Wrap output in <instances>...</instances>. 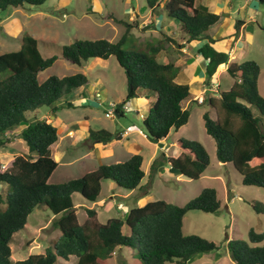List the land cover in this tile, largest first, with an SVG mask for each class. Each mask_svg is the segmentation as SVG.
Segmentation results:
<instances>
[{"label":"trees","instance_id":"trees-1","mask_svg":"<svg viewBox=\"0 0 264 264\" xmlns=\"http://www.w3.org/2000/svg\"><path fill=\"white\" fill-rule=\"evenodd\" d=\"M46 1L0 0V11L41 6ZM144 1L150 10L160 2ZM258 2L264 5V0ZM194 3L195 0H168L164 10L169 20L179 23L185 41H206L197 53L206 62L205 83L209 85L217 70L228 63L229 52L218 49L216 40L208 34L220 16ZM118 23L124 24L126 31L137 26L136 22L133 25L122 20ZM20 41L19 50L0 55V148L5 144L6 132L22 126L20 138L28 149L26 156L13 159L10 169L1 171L0 164V264H55L58 258L67 261L71 256L76 258V264H98V260L110 258L115 250L123 247L135 251L141 264H187L198 254L218 251L219 247L213 242L183 232V219L189 211L214 214L219 210L217 191L213 188L203 189L182 207L163 200L150 201L130 209L125 218H111L104 224L97 221L94 209H88L87 219L79 223L72 195L78 193L85 201L96 203L104 181L130 192L142 188L143 159L135 154L124 162L100 165L77 179L49 184L58 166L50 150L58 140L57 129L44 120H29L26 115L43 107L55 113L58 110L55 103L72 90L85 86L88 79L80 73L62 78L52 75L40 83L38 74L50 68L57 57L43 58L37 40L30 35H23ZM169 43L178 46L174 38L163 33L161 39L146 45V51L125 50L123 34L113 43L104 39L75 40L62 46L61 55L76 66L91 59L114 58L126 77V97L115 106V114L123 117V105L130 99L153 98L141 128L148 141L157 144L166 139L170 131L177 132L185 126L190 115L189 108L182 106L191 98L189 87L175 82L177 68L173 64H162L156 59L157 53ZM226 71L233 83L227 91L218 90L217 99H204L207 107L217 113L215 119L208 112L203 113L204 128L215 143L217 161L231 165L241 177L242 185L264 190L261 70L254 61H246L230 64ZM218 107L225 112L224 118L218 116ZM233 116L239 119V124H233ZM111 137L105 130L90 131V138L102 144L109 143ZM177 144L181 154L176 158L162 156V160L154 161L152 174L160 167H170L191 181L198 180L210 166V156L196 141L179 139ZM37 207H44L54 216L53 226L60 231V236L44 254L12 261L13 236L25 228L28 217ZM252 209L264 215V204L254 203ZM124 227L127 234L122 232ZM226 249L234 264H264V234L253 229L247 232L246 240H227Z\"/></svg>","mask_w":264,"mask_h":264},{"label":"rangeland","instance_id":"rangeland-1","mask_svg":"<svg viewBox=\"0 0 264 264\" xmlns=\"http://www.w3.org/2000/svg\"><path fill=\"white\" fill-rule=\"evenodd\" d=\"M255 5L256 9L247 14V16L251 15L253 22L246 19L247 29L253 27L255 31L253 42L246 49L244 48L243 57L239 56L242 54L240 52L238 57L233 55L232 61L235 64L246 61H254L258 64L261 70L259 90L264 96V5ZM157 11L159 14L148 9L144 0H47L41 6L0 11V55L17 51L21 45V37L25 34L30 35L37 40L38 50L43 58L57 57L50 68L40 73L38 77L40 82L52 75L62 78L78 73L85 75L89 80L84 93L85 104L74 102L73 108L63 107L55 112V119L50 118L53 113L48 107L40 108L35 114L26 115L29 120L36 118L47 123H55L59 127L57 128L60 137L51 147L52 158L58 166L48 180L49 184L56 185L77 179L94 171L101 164H114L112 161L115 160L123 162L134 154L140 155L143 159L141 168L146 177L142 181V188L130 192L119 188L111 181H104L96 203L85 201L78 193L72 195L75 213L80 224L87 219L86 210L88 209H94L97 221L104 224L111 218H125L130 209L142 207L150 201L163 200L182 207L203 189L213 188L217 191L219 210L214 214L189 211L183 219V232L186 235H197L213 242L219 250L198 254L187 264H234L226 249L227 240H246L250 229L264 234V215L257 214L252 209L254 203L264 204V190L242 185L241 177L231 165L217 161L215 143L204 128L203 113L208 112L212 119H215L217 115L213 109L207 107L204 99L209 97L217 99V91H227L233 83L227 71L223 72L224 67L219 69L222 73L210 79L209 85L205 81L198 82L197 85L196 83L189 85L191 94L196 95L200 87L204 93L202 98L194 99L197 104L191 103L192 105L189 106L191 113L188 123L178 132L170 131L164 141L154 144L141 136V134L145 136L141 128L142 119L148 113L147 104H143L144 101L140 103L137 101L139 106L137 111L140 112L141 119L130 111H126L123 117H120L115 114L114 109L110 117H105V113L111 110L108 106L110 102L117 103L116 99L126 97L125 73L114 58L105 61L91 59L76 66L61 55L62 46L69 45L75 40L104 39L113 43L117 42L123 34H125V50L146 51L147 44L162 38L161 31H165L166 36L171 35L172 39L175 35L177 38L174 40L178 41V37L183 36L179 23L169 20L163 7ZM156 14L162 16L163 23ZM121 20L129 25L136 22L137 26L126 31L125 25L118 23ZM210 35L212 36L213 33ZM225 45L224 42L220 43L221 48ZM234 53L237 54V52ZM186 58H182L180 62ZM176 60L175 58L174 61ZM233 63H230L229 55L228 64ZM211 85L214 92L206 91ZM96 91L102 95L105 93L106 100H101L100 95L95 94ZM132 100H128L127 103ZM200 100L204 102L198 106ZM59 103L60 100L55 105ZM216 105L219 106L218 103ZM85 115L88 116L87 121L83 119ZM218 116L220 118L226 116L220 107H218ZM232 121L234 125L239 124V119L235 116L232 117ZM69 123H73L72 127L77 126L72 128V131L77 132V138L73 137L74 135L64 134L63 125ZM88 126L91 131L105 129L116 139L112 143L103 144L104 147L110 146L109 150L112 152L105 153L106 159L100 157L98 150L93 146L94 141L91 140L90 135L87 136ZM127 126H130L131 130H128ZM22 128V126L17 127L4 135L6 141L0 148L1 171L10 169L16 156L28 154V149L20 138ZM179 139L200 143L211 158L210 166L196 181L188 180L182 175L178 176L177 172L169 167L160 168L153 174L151 172L153 162L162 160V156L169 158L179 156L181 152L177 144ZM72 140L74 141L71 142ZM3 186L7 188L6 185ZM53 221L54 216L47 209L35 208L28 217L25 228L13 236L10 245L11 260L21 261L31 255L44 254L48 247H52L60 236V231L53 226ZM122 232L127 234L126 227L122 229ZM97 262L98 264H141L135 251L127 247L117 249L110 258ZM55 264H76V258L71 256L67 261L58 258Z\"/></svg>","mask_w":264,"mask_h":264},{"label":"crops","instance_id":"crops-1","mask_svg":"<svg viewBox=\"0 0 264 264\" xmlns=\"http://www.w3.org/2000/svg\"><path fill=\"white\" fill-rule=\"evenodd\" d=\"M167 1L168 0H160L158 6L154 10H151V11L153 13H154V11H155V13H158L157 10L159 8L161 9L162 7L164 8V5H165V3ZM194 4H195V6H204V7L207 8V10L210 13H215V14H218L220 16L219 21L209 29L208 33H209V35H210V33H213V35L212 36L210 35V36L214 40H216L215 46L218 49H224V50L229 52L230 63H233V61H232L233 55H236L238 57V54L240 52H242V54H240L239 56L243 57L245 55V54L243 55L244 48L246 49L247 46L253 42V36H254V33H255L253 27H249L247 29L246 19L249 20L250 22H253V19H252L251 15L247 16V14H248V12H251L254 9H256V7H255L256 5L255 4L260 5L258 0H256V1L255 0H195ZM261 5H263V4H261ZM251 6H252V8H250ZM158 14H156V15H158ZM160 14H162V13H160ZM157 17H160L161 20H162V23H163L162 16L158 15ZM238 22H240V23H238ZM168 24H171V23H168ZM153 25H156V24L153 23ZM158 28L163 30L159 26H158ZM163 33H165V31L164 32L161 31V34H163ZM161 37H162V35H161ZM173 38L175 39L177 37L174 35ZM205 42L206 41L203 40V41H192V42L188 43L187 41H185L184 34H183V36L181 38L178 37V41L175 42V44H178L179 47L174 45V44H171V43H169L168 45H165V47H163L162 50L157 53L156 59H157V61H159L162 64L171 63L177 68V74H176V77L174 79L176 83L184 84V85H187L188 87L192 83H194V84L196 83V85H197L198 82H201V81L204 82L205 81L204 67H205L206 62H205V60H203V58L199 54H197L198 49ZM221 42L226 43L225 47H223V48L220 47V43ZM194 52H196V53H194ZM234 52H237V54H235ZM191 53H192V55H190ZM184 57H187V58L185 60H183V62H180L182 60V58H184ZM175 58L177 59L176 61H174ZM96 60H99V59H96ZM228 65L229 64L227 63V64L221 66V67H224V70H223L224 73H225L226 68L228 67ZM221 67L219 69H221ZM219 69L217 70V72H216V74L214 76L222 73V72H219L220 71ZM40 73L38 74V77H39ZM43 81H45V80L43 79L41 82L40 81L39 82L42 83ZM88 84H89V80H88V83L85 86H82L80 88L74 89V90H72V92L70 94L63 96L61 98V100H60V103L57 104V106H56L58 108V110H61L63 107H66L67 103H70L71 106L70 107H66V109L73 108L74 107L73 105H75V104H73L74 102L80 103L82 105L85 104L86 103V98H85L86 95L84 93H85V90L87 89ZM125 85H126V83H125ZM231 85H232V83L230 84V86ZM259 86H260V81H259ZM199 90H201V87H200ZM199 90H198L196 95L191 94V92H190L191 98L189 100L185 101L182 104L183 108H189V106L193 104V101H195L194 99L203 97L202 94L204 92H202V90L201 91H199ZM189 91H190V87H189ZM76 92H79V93L76 94ZM95 94H99L100 97H101V100L102 99L106 100L105 99L106 98L105 93H104V95H102V93L96 91ZM123 100H124V96L121 97L120 99H116L117 103H113V102L112 103L117 105V104L121 103ZM152 100H153V98L145 99V97H142V96L138 97V98H135L132 101H130L129 103L126 102L123 105V108H126V109L125 110L123 109V110L125 111V113H126V111L127 112L128 111L133 112L135 115H137V117L139 119H141L142 116H141L140 112L137 111V109H139V106L137 105V101H139L138 103H140V101H144L145 103H143V104H147L146 108H147V112H148V109H149V106H150V103H151ZM201 104L202 103H199L198 106H200ZM49 110L52 112L51 109H49ZM37 111H39V109ZM37 111H35L34 114ZM189 117H190V115H189ZM50 118L51 119H55L56 118L55 117V113H53V115ZM87 118H88V116L85 115V117L83 118L84 121H87L88 120ZM34 120H39V119L34 118ZM51 124L56 127L57 135H58V128L59 127L57 125H55V123L51 122ZM72 125H73V123L72 124L69 123V124H64L63 125L64 134H67V136L68 135L69 136H73L74 135L73 137L76 136V138H77V132L76 131H72V128L74 129L77 126H73L72 127ZM129 127L130 126H127L126 128H129ZM87 128L88 129L86 130V133H87V136H89L91 129H90L89 126ZM182 128L183 127H181L180 129H182ZM99 130H105V129H98L97 131H99ZM105 131H107V130H105ZM92 132H96V131L92 130ZM107 132H109V131H107ZM136 136H138V135H136ZM141 136L143 138L144 137L146 138V136H143V134H141ZM59 137L60 136L58 135V139H59ZM85 139H87V138H85ZM110 140L111 141L109 143H112V142L116 141V139H114V136H112L110 138ZM73 141L74 140H72L71 142H73ZM93 141H94L93 146L95 147L96 150H98L100 157H102V158L105 157L103 159L107 158L105 153H108V154L112 153L111 150H109L110 146L106 145L104 147L103 144L101 142H99L98 140H93ZM56 142H58V140ZM53 145L51 147H53ZM51 147H50V150H51ZM107 151H109V152H107ZM180 154H181V152H180ZM111 159H113V158H111ZM128 159H126V160H128ZM126 160H124V161H126ZM210 160H211V158H210ZM112 162H114V164H116L119 161L115 160V161H112ZM111 164H113V163H111ZM210 164H211V162H210ZM101 165H104V164H101ZM160 168H165V167H160ZM159 169H157V171ZM176 172H177L178 176L181 175L178 171H176ZM145 177H146V175H145ZM101 190H102V186H101Z\"/></svg>","mask_w":264,"mask_h":264},{"label":"built area","instance_id":"built-area-1","mask_svg":"<svg viewBox=\"0 0 264 264\" xmlns=\"http://www.w3.org/2000/svg\"><path fill=\"white\" fill-rule=\"evenodd\" d=\"M206 91H209V92H214L213 91V86H208V88L206 89ZM99 96V95H98ZM199 103H202V100H200ZM108 106L111 108V110H108L106 113H105V117H110L112 114H113V109L115 108L116 105L112 104V103H109ZM125 110V108H123ZM128 130H130L131 128H127Z\"/></svg>","mask_w":264,"mask_h":264}]
</instances>
